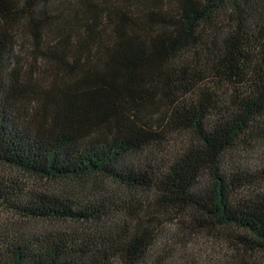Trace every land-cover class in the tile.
Listing matches in <instances>:
<instances>
[{
  "label": "trees",
  "instance_id": "16d2710c",
  "mask_svg": "<svg viewBox=\"0 0 264 264\" xmlns=\"http://www.w3.org/2000/svg\"><path fill=\"white\" fill-rule=\"evenodd\" d=\"M258 153L264 0H0V169L69 189L0 171V210L57 223L0 264H176L170 222L261 264Z\"/></svg>",
  "mask_w": 264,
  "mask_h": 264
},
{
  "label": "rangeland",
  "instance_id": "374dc122",
  "mask_svg": "<svg viewBox=\"0 0 264 264\" xmlns=\"http://www.w3.org/2000/svg\"><path fill=\"white\" fill-rule=\"evenodd\" d=\"M247 159L252 166H264V153L255 154V156H251ZM0 171L17 178L33 191L40 193H52L57 191L65 193L69 191V189L60 187V185L62 186L60 182L40 179L34 175L15 169L1 168ZM106 190L108 192H118V189L116 190L111 187V184H107ZM116 195L120 194L116 193ZM18 223H24L26 228L32 229L33 231L42 230L44 227H50L51 225H57V223L45 224L37 221L19 222L11 215L0 210V234L4 231L13 229ZM167 230L166 240L173 248H177L178 244H184V251L178 252L176 257H174L176 264H232L233 261L239 260L240 253L236 248V244L232 243L230 240L207 234L186 235L185 231L177 226V222H170L167 224ZM258 261L261 264L264 262V260Z\"/></svg>",
  "mask_w": 264,
  "mask_h": 264
}]
</instances>
